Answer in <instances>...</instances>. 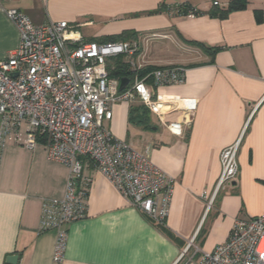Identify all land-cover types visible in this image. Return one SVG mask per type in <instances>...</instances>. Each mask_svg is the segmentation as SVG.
Returning a JSON list of instances; mask_svg holds the SVG:
<instances>
[{"label":"crops","instance_id":"crops-1","mask_svg":"<svg viewBox=\"0 0 264 264\" xmlns=\"http://www.w3.org/2000/svg\"><path fill=\"white\" fill-rule=\"evenodd\" d=\"M183 3L201 13L162 7ZM9 8L37 24H74L85 41L138 39L148 65L185 69L182 82L155 89L168 99L163 116L146 106L148 125L132 122L136 100L115 103L105 120L134 149L150 147L153 164L175 178L165 222L132 206L85 160L87 215L68 225L61 264H187L179 258L192 239L200 252L189 264H197L228 240L237 217L264 214V0H0V59L20 43ZM186 99L196 102L191 116ZM240 137L239 174L214 196L221 153ZM69 173L43 144L29 149L5 135L0 117V264H53L57 232L40 229L41 212L46 198L64 196Z\"/></svg>","mask_w":264,"mask_h":264},{"label":"built area","instance_id":"built-area-1","mask_svg":"<svg viewBox=\"0 0 264 264\" xmlns=\"http://www.w3.org/2000/svg\"><path fill=\"white\" fill-rule=\"evenodd\" d=\"M5 12L19 31L20 43L8 57L0 59L3 133L29 149L43 144L51 160L70 169L64 196L46 198L41 212L40 229L57 232L53 264L64 260L68 225L87 215L92 179L84 173L85 160L92 161L132 206L163 224L170 211L175 178L153 164L150 147L134 149L116 138L105 120L112 119L115 103L136 100L163 116L168 99L157 96L155 89L182 82L185 69L158 67L142 76L139 70L148 63L138 39L85 41L78 28L67 21L37 24L20 9ZM121 55L133 71L123 89V77H114L109 70L110 62ZM184 102L191 116L196 102ZM169 128L178 132L177 124ZM241 139L221 153L222 171L214 196L239 174ZM193 246L194 239L179 261H193L200 252L195 246L190 254ZM197 264H264V214L237 217L228 240L212 252L202 253Z\"/></svg>","mask_w":264,"mask_h":264},{"label":"trees","instance_id":"trees-1","mask_svg":"<svg viewBox=\"0 0 264 264\" xmlns=\"http://www.w3.org/2000/svg\"><path fill=\"white\" fill-rule=\"evenodd\" d=\"M232 6V4H231ZM233 3V7H234ZM168 12L172 13L171 15H188V14H199L197 8L193 7L190 4L183 3L176 6H171L169 4H163V6ZM121 36L112 37L111 40H117ZM158 66L146 65L141 70H139L140 75H147L152 72ZM109 70L111 75L114 77H130L133 74V71L130 69V64L126 61V56L121 55L114 59V62L109 64ZM148 113L149 110L144 104H139L137 106L131 107V121L137 124L148 125Z\"/></svg>","mask_w":264,"mask_h":264},{"label":"water","instance_id":"water-1","mask_svg":"<svg viewBox=\"0 0 264 264\" xmlns=\"http://www.w3.org/2000/svg\"><path fill=\"white\" fill-rule=\"evenodd\" d=\"M128 82H129V78L128 77H123L122 80H121V86H120L121 89H123ZM16 259H17L16 255H11L9 257V261H11V262H15Z\"/></svg>","mask_w":264,"mask_h":264},{"label":"bare ground","instance_id":"bare-ground-1","mask_svg":"<svg viewBox=\"0 0 264 264\" xmlns=\"http://www.w3.org/2000/svg\"><path fill=\"white\" fill-rule=\"evenodd\" d=\"M165 106V105H164ZM164 106H163V108H164Z\"/></svg>","mask_w":264,"mask_h":264},{"label":"rangeland","instance_id":"rangeland-1","mask_svg":"<svg viewBox=\"0 0 264 264\" xmlns=\"http://www.w3.org/2000/svg\"><path fill=\"white\" fill-rule=\"evenodd\" d=\"M142 104V103H141ZM146 106V105H145Z\"/></svg>","mask_w":264,"mask_h":264}]
</instances>
